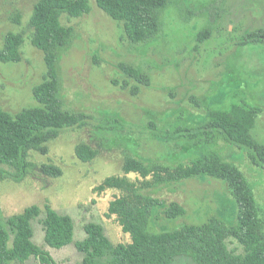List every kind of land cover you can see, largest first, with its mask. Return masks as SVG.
<instances>
[{
	"label": "rangeland",
	"instance_id": "rangeland-1",
	"mask_svg": "<svg viewBox=\"0 0 264 264\" xmlns=\"http://www.w3.org/2000/svg\"><path fill=\"white\" fill-rule=\"evenodd\" d=\"M37 1L0 0V47L7 31L23 36L20 60L0 61V107L10 113L36 105L32 87L42 81L46 71L42 51L30 40L29 19ZM87 1V14L60 15L61 24L72 28V38L59 49L56 67L63 105L89 113L94 120L61 131L46 143L45 154L30 151L28 160L33 168L20 182L0 181V221L27 206H39V215L31 221L33 241L50 251L56 264H77L83 253L73 243L53 248L44 242L46 204L72 217L74 241L85 237L83 225L93 221L103 227L113 244L126 243L129 234L121 230L113 215H106L109 201L119 192L110 189L98 195L93 188L105 177L123 173L125 153L144 163L174 165L205 151V145L185 138L165 140L150 134L146 128L150 121L170 131L178 126L196 128L205 122L206 107L226 108L231 102L243 101L260 108L252 135L264 143V41L253 40L251 35L264 29V0H167L160 34L140 44L129 42L122 22L107 15L96 0ZM206 29L205 40L199 42V33ZM120 63L146 73L150 84L141 85L140 91L132 94L129 88L135 83L121 71ZM124 81L129 83L127 87H122ZM104 115L117 117L125 128L112 133L95 127ZM79 142L97 150L94 159L82 162L75 156L74 147ZM212 147L243 172L264 212V169L252 164L244 149L219 136ZM44 164L59 167L61 175L43 173ZM128 177L134 179L135 175ZM141 191L165 202L152 212L151 232L202 224L211 216L227 225L235 223L237 203L223 180L196 176ZM172 201L185 208L183 216L168 219L164 215ZM228 245L238 247L233 239ZM190 262L189 257L177 255L172 264ZM12 264L38 263L31 257Z\"/></svg>",
	"mask_w": 264,
	"mask_h": 264
},
{
	"label": "trees",
	"instance_id": "trees-1",
	"mask_svg": "<svg viewBox=\"0 0 264 264\" xmlns=\"http://www.w3.org/2000/svg\"><path fill=\"white\" fill-rule=\"evenodd\" d=\"M97 6L112 19L122 22L129 42L140 44L158 37L161 31V15L167 0H96ZM87 0H38L29 19L32 28L31 43L43 53L46 71L41 82L32 87L36 105L23 107L10 113L0 107V181L10 179L20 182L33 168L28 160L30 151L47 153L46 143L68 128L82 127L94 120L84 111L68 109L60 97V82L56 67L59 49L67 46L72 38V28L61 24L60 15L71 17L87 14ZM18 18V16H17ZM207 29L198 35L202 42ZM253 40L264 41V29L251 32ZM23 36L7 31L0 47L1 62H18ZM125 76L133 80L129 90L140 91L141 85H149V76L132 64L120 63ZM117 82V81H116ZM129 83L124 81L122 87ZM196 104H198L196 102ZM260 108L243 101L231 102L226 108L206 107L205 122L196 128L178 126L173 131L159 129L150 121V134L165 140L185 138L206 146L205 151L186 162L174 165L151 162L125 153L122 174L105 177L93 188L102 195L110 189L119 193L108 203L107 216H114L130 241L113 244L103 227L93 221L83 225L85 237L74 241V222L70 215L61 214L53 207L44 206L43 239L53 248L73 243L83 253L77 264H172L174 257L184 255L191 259L188 264H264V212H261L255 194L243 172L224 160L212 147L216 136L244 149L249 161L264 169V143L252 135ZM95 127L112 133L125 128L117 117L104 115ZM75 156L89 162L97 150L79 142L74 147ZM43 173L57 177L61 169L44 164ZM134 174V179L128 177ZM196 176H209L226 182L237 203L234 225L211 216L198 225L182 224L174 230L151 232L149 224L155 208L165 205L164 200L141 191L142 188L176 182ZM168 219L185 214V208L170 202L164 209ZM40 213L37 205L27 206L20 213L0 221V264L23 263L29 258L38 264H56L50 251L33 241L31 221ZM233 239L238 247L230 248ZM240 248V251H238Z\"/></svg>",
	"mask_w": 264,
	"mask_h": 264
}]
</instances>
